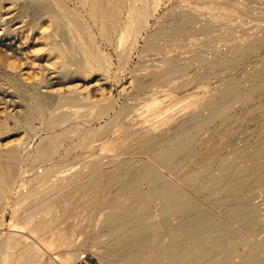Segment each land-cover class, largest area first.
Segmentation results:
<instances>
[{
  "label": "rangeland",
  "instance_id": "1",
  "mask_svg": "<svg viewBox=\"0 0 264 264\" xmlns=\"http://www.w3.org/2000/svg\"><path fill=\"white\" fill-rule=\"evenodd\" d=\"M254 38L263 42L251 51ZM171 64L178 71L166 78ZM222 109L228 118L214 119ZM204 121L188 153L170 165L149 160L148 145L169 144ZM147 133L149 143L119 150ZM259 148L264 0H0V156L11 176L0 195V264H18L27 251L22 264H128L116 256L117 231L105 225L108 202L124 199L128 180L146 195L144 222L157 238L141 264H173L174 254L179 264L264 263V250L254 252L264 246ZM45 151L51 160L40 158ZM149 170L160 183L143 180ZM94 179L104 194L81 189ZM177 191L195 206L166 216ZM234 211L242 215L230 219ZM202 217L221 222L202 243L210 259L172 249Z\"/></svg>",
  "mask_w": 264,
  "mask_h": 264
},
{
  "label": "bare ground",
  "instance_id": "2",
  "mask_svg": "<svg viewBox=\"0 0 264 264\" xmlns=\"http://www.w3.org/2000/svg\"><path fill=\"white\" fill-rule=\"evenodd\" d=\"M97 4H98V2H97ZM103 5H104V3H103ZM107 6H108V4H107ZM100 7H102V6H100ZM111 8H113V7H111ZM95 9H97V8H95ZM108 9H109V6H108ZM103 10H105V9H103ZM101 11H102V9H101ZM107 11H109V10H107ZM111 11H113V10H111ZM116 15L118 16V14H116ZM108 19L110 20V18H108ZM191 19L193 20V16L191 17ZM254 39L250 42V44L248 42V44H249L248 48L251 51L252 50H256L259 47H261V42H263V41H261L259 39H255V40ZM211 40H213V39H211ZM15 68H16V66H15ZM176 68L173 67V65L170 66L167 69V71L165 72L166 73V75H165L166 78L173 76L178 71L177 70L178 68L177 69ZM157 75H159V74H157ZM53 76H55V75H53ZM163 77H161V78H163ZM156 78L160 79V77H156ZM228 116H229L228 110L227 109H222L218 113L214 114V117L213 118L214 119L215 118H218V119H227ZM208 123L209 122H207V121L200 122L195 127V130L194 131H191V130L184 131L182 134H180L179 136L175 137L169 144L153 145V143H154L153 142L152 145H148V148L147 149H148L149 160L153 164H155V165H164V164L165 165H170L176 157H178L181 154L184 155L185 152L188 153V151H190L191 148L193 149V146L195 145V142H196L194 132H196V133L200 132L204 127H206V125ZM148 133L145 134V135L140 136L139 138L131 139V142H128L127 144H125L124 147L122 146L119 150L121 152H125L127 148H129V147L132 146L133 142L138 143L140 141H145V143L146 142L149 143L151 140H150V135ZM92 136H93V138H95L97 135L94 134ZM147 144H144V145H147ZM50 145H52V144H50ZM263 150L264 149H262V148L257 149L256 153L253 156L255 162H257L262 157V155L264 153ZM8 153H9L8 154V157H10L12 159L17 158L16 157V153H14L13 151L8 152ZM17 153H18V151H17ZM51 153H52V151H45V153L42 154V157L38 154L37 155V158H38V156H40V158L51 160L53 158L52 157L50 159ZM53 153H54V150H53ZM214 156H216V155H214ZM204 162H206V161H204ZM207 162H209V161L207 160ZM219 162H221L222 164H229V163L232 162V160L231 159H226V160H222V161H219ZM257 166H259V165H257ZM95 169H98V168H95ZM205 170H208V169H205ZM254 171L255 172H258L257 170H254ZM239 172H241V171L238 170L236 173H239ZM205 173H207V172H205ZM226 174H227V172H226ZM192 177L197 178V179L200 178L199 177V173L193 174ZM211 178H210V180H211ZM161 179L162 178H160V176L157 175L156 172L153 171V170H149L148 173L143 178L144 181H147V182H149L150 184H153V185H156V184L160 183ZM100 180H101V178H100ZM218 180H220V179H218ZM10 181H11L10 171H7L3 167V164H2V161H1V156H0V195H6V192H8L7 190L9 188V186H10ZM87 182L81 187V189H84L85 192H87V193L90 192V194H93V196H99V195L105 193L106 188L101 185V182L99 181V179L98 180L97 179H94L90 183H87ZM191 182H192V180H191ZM216 182H217V180H216ZM125 183L126 184L123 186V188L121 190V193H120V195L123 196L124 199L122 201H119V200L115 199V200H110L108 202V205H109V207L111 208V210L113 212L109 216H107V218L105 220V225H106V227L110 231H113V232L114 231H117V233H115V235H116L115 238H114L115 240L113 239L114 241H116L115 242V248H117V250H118V252H117L118 254L116 256L118 258L122 259L123 261L125 260L126 263H128V264H141L144 261L143 258L145 256L146 251L148 249L151 250L152 247H157L156 246L157 245V238H149L150 235H148L149 230H151V225H148L147 223H146L147 224L146 225L145 222H144V219L146 218L145 216H146L147 211H148L147 210V198H146V195L145 194H143L141 191H139L140 190V184H139V182H137V181L134 182V181H129L128 180ZM200 184H202V183H200ZM213 184H214V181H211L209 183V185H213ZM238 186H240V185H238ZM191 187H193V186H191ZM214 187H213V189H214ZM237 187H236V189H237ZM207 188H209V187H207ZM194 190H196V192H197V191H200L201 189H200V187L197 186L196 188H194ZM81 192H82V190H81ZM90 194H88V195H90ZM149 194L156 195V196H160V193H158L157 191H152ZM170 194H172V193H170ZM193 203H191L190 201L187 200L186 195L183 192L180 193V192L177 191V192H175L173 194V196L168 197L166 199V201L164 203V206H163L162 213L164 215H166V216H168V215H176V214H183V213L185 214L187 212H190L191 209L195 206L194 205L195 203L194 204ZM241 215H242V213L240 211H234L232 214H229V217H230V219L231 218L237 219ZM219 231H221V222L219 223V221H216V220H213V219L207 218V217H202L201 219H192L191 222H190V224L188 225V228L186 230H182V232L179 235V238L172 245V249H179L181 251L188 250V251H190V254L193 251H197L200 254V259H204V260L205 259L206 260L207 259H210V252H209V249L207 248L209 246L205 247V246L202 245V243L203 242L205 243V242L209 241L210 239H212L213 235L215 233L219 232ZM123 232L124 233L125 232L126 233L127 232L131 233L132 235H129V236H132L131 237L132 239H130V240L129 239H126L127 237L125 239L124 238H121V236H122L121 234ZM118 233L121 236L118 235ZM123 236H125V235H123ZM193 242L196 243V248L192 246ZM14 247H16V245ZM254 250H255L254 251L255 253L256 252H259V251H262V250H264V246H256ZM192 254H195V253H192ZM12 255H14V254H12ZM14 256H16V255H14ZM27 256L30 257V252H28V251L27 252H23L20 255V257H22V258L23 257L24 258L25 257L27 258ZM163 256H164V254H163ZM170 259H171V261H172L173 264H179L180 263V260H178V257L175 254L172 255V256H170ZM182 260H184V259H182ZM204 260H201V262L204 263L203 262ZM256 264H264V263H262V262L261 263H257L256 262Z\"/></svg>",
  "mask_w": 264,
  "mask_h": 264
},
{
  "label": "crops",
  "instance_id": "3",
  "mask_svg": "<svg viewBox=\"0 0 264 264\" xmlns=\"http://www.w3.org/2000/svg\"><path fill=\"white\" fill-rule=\"evenodd\" d=\"M24 259H25L24 257L22 258V257H20V255H19V256H18V261H19L18 264H22V261H21V260H24ZM80 264H99V263L96 262V261L94 262V261H87V260H85V261H83V262L81 261Z\"/></svg>",
  "mask_w": 264,
  "mask_h": 264
}]
</instances>
